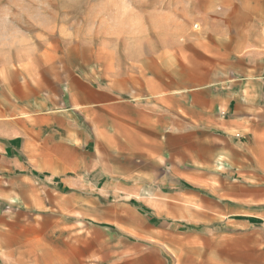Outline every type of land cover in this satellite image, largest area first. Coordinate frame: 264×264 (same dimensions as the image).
Instances as JSON below:
<instances>
[{
    "label": "crops",
    "instance_id": "0c3cea01",
    "mask_svg": "<svg viewBox=\"0 0 264 264\" xmlns=\"http://www.w3.org/2000/svg\"><path fill=\"white\" fill-rule=\"evenodd\" d=\"M188 3L201 31L158 53L0 70V264H213L264 214V0Z\"/></svg>",
    "mask_w": 264,
    "mask_h": 264
},
{
    "label": "rangeland",
    "instance_id": "374dc122",
    "mask_svg": "<svg viewBox=\"0 0 264 264\" xmlns=\"http://www.w3.org/2000/svg\"><path fill=\"white\" fill-rule=\"evenodd\" d=\"M188 1L181 0L176 28L174 0H0V70L44 59L46 50L72 40L158 53L172 46V33L184 43L201 31L190 19ZM258 211L230 217L233 229L215 243L213 264H264V214Z\"/></svg>",
    "mask_w": 264,
    "mask_h": 264
}]
</instances>
